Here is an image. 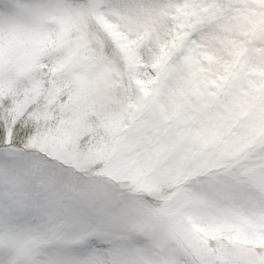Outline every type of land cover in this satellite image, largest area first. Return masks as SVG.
Wrapping results in <instances>:
<instances>
[{
    "label": "snow or ice",
    "instance_id": "6c2138e0",
    "mask_svg": "<svg viewBox=\"0 0 264 264\" xmlns=\"http://www.w3.org/2000/svg\"><path fill=\"white\" fill-rule=\"evenodd\" d=\"M0 264H264V0H0Z\"/></svg>",
    "mask_w": 264,
    "mask_h": 264
}]
</instances>
